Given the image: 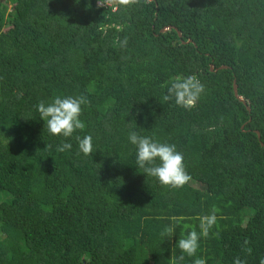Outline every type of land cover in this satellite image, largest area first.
Segmentation results:
<instances>
[{
    "label": "trees",
    "instance_id": "1",
    "mask_svg": "<svg viewBox=\"0 0 264 264\" xmlns=\"http://www.w3.org/2000/svg\"><path fill=\"white\" fill-rule=\"evenodd\" d=\"M106 2L0 0V264H260L264 0ZM188 76L204 85L196 106L164 101ZM56 96L88 101L68 138L37 110ZM133 131L175 145L190 182L145 176ZM88 135L84 155L76 137ZM213 206L216 224L189 257L177 242Z\"/></svg>",
    "mask_w": 264,
    "mask_h": 264
},
{
    "label": "clouds",
    "instance_id": "2",
    "mask_svg": "<svg viewBox=\"0 0 264 264\" xmlns=\"http://www.w3.org/2000/svg\"><path fill=\"white\" fill-rule=\"evenodd\" d=\"M130 0H121V3L127 4ZM121 46L127 44V38L119 42ZM204 92V85L196 76H188L186 78L175 77L168 88V94L163 99L169 101L175 98V103L185 109H191L196 106L200 95ZM87 98L79 97H60L56 96L50 103L40 101L37 105V110L40 118L46 122L48 132L55 136L62 135L65 138L71 137L76 130L85 128L84 122L80 120L82 112L81 106L87 104ZM79 149L84 155H90L92 152V137L90 135L82 139L77 136ZM131 144L137 147L136 164L144 170L145 176L156 177L163 186L172 188H182L191 180V176L185 169L183 154L177 151L175 145L167 143H159L149 137H142L136 132L129 133ZM46 145V144H45ZM50 147L46 145L44 150ZM70 143H62L57 147V151L63 152L70 150ZM157 160L159 163L157 164ZM54 174V173H53ZM218 208L213 206L210 215L199 217L201 232L198 234L195 230L189 232L186 238H181L177 242V246L182 253H186L189 257L194 256L199 247L200 236L205 238L209 234V229L212 228L217 221L216 213ZM174 221L182 218L173 217ZM174 233V227H165L160 233L161 237H171ZM249 241L245 240V245ZM251 248H247V252L251 254ZM184 256L171 257L170 264H178V261H183ZM194 264H206L202 258H197ZM234 264H245L237 258ZM260 264H264V258L260 260Z\"/></svg>",
    "mask_w": 264,
    "mask_h": 264
},
{
    "label": "water",
    "instance_id": "3",
    "mask_svg": "<svg viewBox=\"0 0 264 264\" xmlns=\"http://www.w3.org/2000/svg\"><path fill=\"white\" fill-rule=\"evenodd\" d=\"M171 28L172 27H166L161 32H166V31L170 30ZM179 35L181 36V32H179ZM225 69H228V67L227 66H221L219 69L214 70V66L213 65L211 66V71H218V70H225ZM234 94H235L236 98L241 103H243L248 110H250V108L248 106V103L245 101V99L241 95H239V93H238V86H237L236 82H234ZM256 133H257L258 137L260 138L261 137L260 136V133L258 131Z\"/></svg>",
    "mask_w": 264,
    "mask_h": 264
},
{
    "label": "built area",
    "instance_id": "4",
    "mask_svg": "<svg viewBox=\"0 0 264 264\" xmlns=\"http://www.w3.org/2000/svg\"><path fill=\"white\" fill-rule=\"evenodd\" d=\"M112 3V0H107V2L105 3L107 6L110 5Z\"/></svg>",
    "mask_w": 264,
    "mask_h": 264
}]
</instances>
